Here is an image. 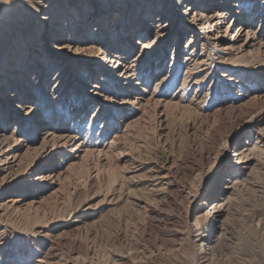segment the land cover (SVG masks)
Returning <instances> with one entry per match:
<instances>
[{
    "label": "rangeland",
    "instance_id": "374dc122",
    "mask_svg": "<svg viewBox=\"0 0 264 264\" xmlns=\"http://www.w3.org/2000/svg\"><path fill=\"white\" fill-rule=\"evenodd\" d=\"M192 2L0 7V264H264V0Z\"/></svg>",
    "mask_w": 264,
    "mask_h": 264
},
{
    "label": "bare ground",
    "instance_id": "6f19581e",
    "mask_svg": "<svg viewBox=\"0 0 264 264\" xmlns=\"http://www.w3.org/2000/svg\"><path fill=\"white\" fill-rule=\"evenodd\" d=\"M10 2V0H0V7L2 6V7H6V4H8ZM193 5V6H192ZM189 7V10H191L192 9V11L194 10V9H196V7H194V0H193V2L191 3V5H188ZM192 7V8H191ZM199 10V9H198ZM112 12H117V13H119V10L117 9V7H115V6H113V8H112V10H111ZM112 12H111V16L109 17V19L111 20L112 18H113V16H115L114 14H112ZM193 14V13H192ZM198 14V13H197ZM200 14V13H199ZM140 16H142V14H139ZM92 16L93 17H95L96 16V18H98L99 16H100V14L99 13H97V11H93L92 12ZM206 17H208V16H206ZM108 19V20H109ZM160 19V18H159ZM96 20V19H95ZM206 22L208 23V22H210L209 21V19H207L206 18ZM211 23V22H210ZM202 24V23H201ZM218 25V24H217ZM245 29L243 28V26L242 25H239V27L237 28V30H236V33H235V35H237V37H239L243 32H244V34H246L247 33V30H245ZM249 32V31H248ZM1 35H3V37L1 36ZM247 35V34H246ZM245 35V36H246ZM0 39L1 40H4V41H6V36H7V34H6V30H3L2 32H1V30H0ZM247 37V36H246ZM16 41V40H15ZM20 41V40H19ZM22 41V40H21ZM91 48V47H90ZM117 58H120V56H116ZM0 121H1V119H0ZM1 135V134H0Z\"/></svg>",
    "mask_w": 264,
    "mask_h": 264
}]
</instances>
